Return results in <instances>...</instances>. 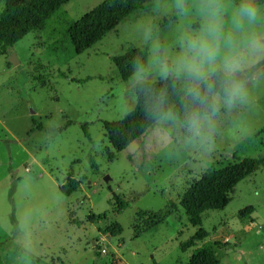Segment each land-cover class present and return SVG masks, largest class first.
Here are the masks:
<instances>
[{"label":"rangeland","instance_id":"obj_1","mask_svg":"<svg viewBox=\"0 0 264 264\" xmlns=\"http://www.w3.org/2000/svg\"><path fill=\"white\" fill-rule=\"evenodd\" d=\"M103 1L70 0L11 48L0 46V264H188L196 248L217 241L229 243L217 249L219 264H264V168L236 185L224 209H205L196 226L181 204L207 170L264 156V118L236 159L220 163L145 151L142 135L114 150L104 121L121 120L122 78L111 57L129 49L124 22L135 12L81 54L67 34ZM33 118L43 130L31 132ZM69 178L78 187L66 196L60 188ZM114 194L129 204L119 215ZM248 206L253 221L239 215ZM26 211L32 251L22 260L17 226ZM100 214L122 233L101 232L106 223L90 218ZM201 228L207 237L186 248Z\"/></svg>","mask_w":264,"mask_h":264},{"label":"clouds","instance_id":"obj_2","mask_svg":"<svg viewBox=\"0 0 264 264\" xmlns=\"http://www.w3.org/2000/svg\"><path fill=\"white\" fill-rule=\"evenodd\" d=\"M124 25L119 117L144 150L199 165L236 159L264 118V0H145ZM30 218L17 226L22 260Z\"/></svg>","mask_w":264,"mask_h":264},{"label":"trees","instance_id":"obj_3","mask_svg":"<svg viewBox=\"0 0 264 264\" xmlns=\"http://www.w3.org/2000/svg\"><path fill=\"white\" fill-rule=\"evenodd\" d=\"M70 0H5L2 17L0 18V46L2 50L11 48L16 42L23 39L30 31L40 27L61 6ZM145 0H104L84 16L72 23L67 34L73 43L76 53L81 54L101 41L106 34L114 30L121 21L142 7ZM129 50V49H128ZM127 50V51H128ZM123 55V54H122ZM116 56L111 59L116 68L118 60ZM118 70V69H117ZM119 72V71H118ZM121 77V74L119 72ZM122 78V77H121ZM35 128L31 130H43L44 127L38 121L32 119ZM107 136L114 150L120 152L126 149L135 139L142 134L129 122L104 121ZM264 168V156L237 158V161L229 163L218 169L204 172L199 179L190 184L181 198V204L185 208L190 223L194 226L199 224V215L207 208L218 210L224 209L229 201V194L236 185L247 176ZM78 187V181L69 178V185L61 186L60 190L66 195H71ZM115 201V213H124L129 204L120 195L113 197ZM254 211L253 206L242 209L240 217L253 218L250 216ZM92 220L106 223L100 228L101 232L116 236L122 233V226L117 220H111L107 214L93 215ZM158 223V221L156 222ZM208 233L203 228L187 242L185 247L189 248L198 241H203ZM228 242H207L198 247L192 253L188 264H219L218 250ZM97 257L100 249H95Z\"/></svg>","mask_w":264,"mask_h":264},{"label":"water","instance_id":"obj_4","mask_svg":"<svg viewBox=\"0 0 264 264\" xmlns=\"http://www.w3.org/2000/svg\"><path fill=\"white\" fill-rule=\"evenodd\" d=\"M9 62H11L14 66H16L19 63V59L16 55L15 52L11 53L9 58H8ZM109 177H106V180H108ZM115 195V194H114ZM116 196V195H115Z\"/></svg>","mask_w":264,"mask_h":264}]
</instances>
